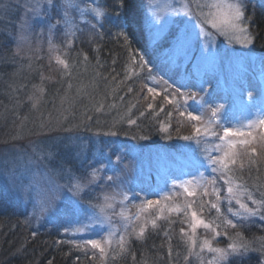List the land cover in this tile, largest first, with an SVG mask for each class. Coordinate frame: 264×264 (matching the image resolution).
Listing matches in <instances>:
<instances>
[{
    "label": "rangeland",
    "instance_id": "374dc122",
    "mask_svg": "<svg viewBox=\"0 0 264 264\" xmlns=\"http://www.w3.org/2000/svg\"><path fill=\"white\" fill-rule=\"evenodd\" d=\"M38 2L40 0H0V6H2L0 7V192L6 199L4 201L11 200L20 204L28 216L27 221L34 228L33 235L45 230V225H47V232L50 233L51 224H61L65 227L63 233L67 235L63 243L69 247L70 252L76 248L90 255L91 264H110L114 257L121 258L125 253L116 255L119 249L113 247L108 249L106 258L101 259V253L98 250L83 246L85 239L100 237L95 232L77 233L75 231L85 220V216L73 215L71 219L75 221L69 225L68 221L71 220L64 215L67 205L63 201H57L54 207L47 208V198L42 194L48 188L49 180L60 184L69 182L68 176L62 172L66 167L71 168L78 177L85 178L90 169L105 164L108 166L99 173V179L85 190L83 195L86 200L90 199L94 204L102 203L105 195L119 191L115 184L104 178L105 175L117 174L121 177L118 183L125 188L140 191L141 197L146 196L151 200L159 199L160 205H154L144 213V216L154 219L162 215L163 218L157 220V225L167 224L163 230L167 233L165 238L174 241L173 247L176 248L174 258L188 256L189 245L186 241L192 235L191 211L185 215L184 211L170 212L169 208L195 201L192 210L196 211L200 218L207 222L215 221V224L221 225L217 229L221 234L214 240L210 230L201 227L196 231L194 251L200 253V258L195 255L189 256V262L209 264L214 254L206 249L200 252L203 240L212 241L214 247L227 248L234 236L228 233L231 228L223 224L224 219L232 220L234 223L242 220L228 211L229 207L233 209V212L239 211V207L234 201L231 205L228 204L227 185L224 184L223 179L219 178V174L211 173L209 169L206 175L209 178L216 176V184L209 185L208 196L197 192L196 196L189 197L182 189H178L171 199L164 200L154 191L158 188H166V183L170 185L173 181L192 179V176L188 175L192 171L189 155L190 149H196V144L178 137L191 136L194 132L193 124L197 122H189L183 117L188 121L186 125L183 123L184 120L180 122L184 126L178 122L172 124L171 119L169 120L165 114L166 122L159 123V132L154 136L141 130L138 125H129L127 120L135 119L132 116L135 107L131 106L133 104L136 106V103L131 104V98L126 91L120 92L119 87L123 85L121 81H117V75L113 71L115 68L113 53L112 56L108 48L102 53L98 47L97 41L103 35V25L95 28V34L89 31L93 23L99 25L106 17L102 21H96L86 15L83 21L78 20L84 31L74 38L66 37L63 27L58 25L50 38L49 24L54 23L61 13L55 6L49 9L45 5L48 14L35 15L33 6ZM59 2L60 0H56V3ZM76 2L81 7H101L100 0H76ZM184 2L185 0H151L147 11V22L152 42L161 40L170 32L174 33L176 26L171 25L161 35H157L149 23L150 19L158 13L162 21L168 16L171 7L180 8ZM202 2L212 3L213 0H202ZM259 2L261 3V0ZM208 10L205 9V11ZM72 15L78 16V13L73 11ZM21 26L30 33L32 48L24 46L19 54H16ZM41 28H44V35L41 34ZM43 40H46L44 46ZM200 40L203 45L204 38L201 37ZM170 42V47L163 51L164 58L159 62L160 66L154 68L149 64L156 79L151 80L147 75L146 84L162 92L160 86L164 80H168L173 90L179 87L181 92H199L211 103L223 105L222 118L240 119L242 109L239 104L233 103V89L246 83L253 96L259 95L260 87L264 86V53L253 51L252 45L242 47L239 43L229 42L222 36H213L210 49L207 45H203L207 59L201 60L198 50L194 57L185 59L183 56L177 57L172 50L173 41ZM126 51L128 54V50ZM208 53L217 54L213 57ZM85 55L88 57L87 61L84 60ZM57 58L66 60L69 67L65 69L58 63ZM145 73H147L146 70ZM198 79L207 82L205 92L210 95H205V92H200L199 87L195 86ZM145 89L147 93V88ZM121 96L124 97L123 101L119 99ZM29 97L39 98L36 107H33L34 101ZM160 97L162 101L158 103L168 104L163 100V92ZM156 102L157 100L154 104ZM180 102L183 105V101ZM101 104L103 109L97 111ZM113 104L116 105L115 108L110 107ZM185 108L194 110L196 105L189 100ZM172 109L176 112L174 106ZM168 123L174 129L169 128L168 132L160 131V125ZM108 131H116L117 135H105ZM169 135L174 144L168 143ZM255 135L256 141L243 147L237 146L243 153L242 160L244 157L249 161L253 159L252 149L255 144L259 148H264V142L259 140L258 130ZM142 136L145 139H141ZM115 146L117 148L114 149ZM123 146H128V150L123 149ZM208 146L211 147V142ZM48 151L53 153L51 158L46 155ZM125 152L128 153L124 154ZM41 153L44 155L42 156ZM117 155L122 157V163L117 162ZM230 168L233 169L237 183L247 188L256 199H264L262 195L264 194V178L242 176L243 171L237 164L230 165ZM213 187L220 189L221 200L218 202L221 208L220 215L211 208L209 203L217 202L212 194ZM25 190L27 196L21 194ZM65 194L71 195L67 192ZM244 202L249 207H255L246 196ZM131 203H139V200ZM131 203L129 210L134 215L137 210L131 207ZM202 203L203 211L200 207ZM164 205L168 207H163ZM121 207L117 204L114 209L117 213L112 217L115 227H121L123 224L118 215ZM256 218L259 220L257 216L245 221L251 222ZM148 228L151 226L149 225ZM182 228L187 232V236L181 234ZM139 240L141 239H137L135 235L130 236L127 248L131 247V243L137 244ZM251 241L258 242L259 239ZM76 244L82 246L77 247ZM19 246V249L14 246L11 250L2 249L0 246V264H6L7 260L13 258L17 259L18 255L24 251L22 245L19 244ZM172 261L169 258L168 263L176 264Z\"/></svg>",
    "mask_w": 264,
    "mask_h": 264
},
{
    "label": "snow or ice",
    "instance_id": "6c2138e0",
    "mask_svg": "<svg viewBox=\"0 0 264 264\" xmlns=\"http://www.w3.org/2000/svg\"><path fill=\"white\" fill-rule=\"evenodd\" d=\"M45 5L49 9L55 6L58 12L61 13L54 23L50 22L49 24L48 32L50 38L54 35V31L58 25L63 27L66 37L74 38L78 36V33L84 31L78 20L83 21L87 15L96 21H102L107 16L103 8L99 6L81 7L76 0H60L59 3H56V0H40V2L33 6L34 14L47 15ZM122 6L121 4L120 7ZM260 7L264 10V0H261ZM247 8L248 0H213L212 3H204L202 0H185L180 8L171 7L168 16L162 21L160 15L156 13L149 23L157 35H161L171 25H175L176 27L172 34V50L177 54V57L183 56L185 59H188L189 57H194L198 50L199 58L204 60L208 56L203 45H207L210 49L213 36H222L229 42L239 43L242 47H249L254 43V37L249 27L252 18L247 15ZM205 9L209 10L205 11ZM73 11L78 13V16H73ZM115 14L120 15L121 13L117 11ZM98 26L102 27V23L99 25L93 23L89 31L95 34L94 30ZM120 35L124 36L125 41L128 40L126 29L123 26L120 27ZM201 37L204 38L203 45L201 44ZM24 46H27L29 49L32 48L31 35L24 26H21L16 54H19L20 49ZM216 54L208 53V55H212L213 57ZM57 59L58 63L62 64L65 69L69 67L66 60ZM84 60H88L86 55L84 56ZM131 63L136 65L138 69L137 75L139 72L147 70L148 77L151 80L156 79L152 74V67H149L150 62L146 60L145 55L133 54ZM125 79H131V75H126ZM206 83L203 79H198L195 86L199 87L200 92H205ZM164 84L165 87L162 90L163 100L173 105L180 117H185L189 122H197L193 124L194 132L191 136L178 137L185 141L194 142L196 149H190L189 155L192 171L188 175H191L192 179H181L179 182L173 181L170 185L166 183V188H158L154 190L155 193L164 200L171 199L178 189H182L189 197L196 196L197 192L208 196L209 185L216 184V176L209 178L206 175L210 169L211 173L219 174V178L223 179L224 184L227 185L226 199L228 204L231 205L234 201L239 207V211L236 212H233V209L229 207V212H232L238 219L259 216V219L264 220V199H256L247 188L237 183L233 175V169L230 168V165H236L243 155L237 146L243 147L256 141V130L260 132L259 140L264 142V86L260 87L258 96H253L252 91L248 89L246 83L235 87L233 89V103L239 104L241 107L242 117L237 120H227L226 117L222 118L223 105L211 103L208 99H205V96L200 95L199 92H181L179 87L173 90L168 80H164ZM144 87L147 88V93L151 96L147 109L152 110L156 98L161 96L162 92L148 84H145ZM132 91L133 88L128 87L127 92L131 93ZM205 95L210 94L205 92ZM245 96L247 97L246 100ZM29 99L34 101L33 107H36L39 103V98L37 97H29ZM119 99L123 101L124 97L121 96ZM143 99L147 100L148 96L143 97ZM181 100L183 101V105L180 102ZM189 100L196 105V109L185 108ZM110 107L115 108L116 105L113 104ZM131 107L134 108L135 104ZM102 109L103 104L96 110L101 111ZM164 111V107L161 106L159 112ZM140 115L143 116L144 112H141ZM166 115L170 120L173 112L169 111ZM127 123L135 125L137 121L129 118ZM169 128H171L170 123L160 125V131L162 132H168ZM105 135L115 136L117 132L108 131ZM168 138L171 139V136L169 135ZM141 139H145V137L142 136ZM210 142L211 147L208 146ZM252 154L253 156L256 154L255 148L252 149ZM41 155L43 156L44 153H41ZM46 155L48 158H51L53 153L48 151ZM116 159L118 163H122V157L117 155ZM109 163H111V160H109ZM249 163L254 165L257 161L250 159ZM107 166L101 164L98 167L90 169L87 174V177L90 178L78 177L71 168L66 167L62 172L68 176L69 182L67 184H60L57 181L49 180L48 188L42 193L47 198V208L54 207L57 201H63L67 205L64 215L69 220H71L73 215L83 214L85 216V220L80 223L75 231L77 233L82 231L95 232L100 237L99 239H85L83 246L98 250L101 253V259L106 258L108 249L113 247L119 249L116 255L126 253L128 251L127 245L130 236L135 235L137 239H143L148 226L150 225L151 228L156 229L158 227L157 220L163 218L162 215H158L154 219L146 218L144 213L153 208L154 205H160L161 201L159 199L151 200L146 196L141 197L140 191L125 188L121 183H118L121 180L119 174L105 175L104 177L107 181L115 184L120 189L119 191L105 195L102 203L94 204L90 199L86 200L83 195L85 190L99 179V173ZM239 167L243 169L244 164L240 163ZM201 169H204V171H201ZM66 192L71 193V195H66ZM21 194L27 196V191L25 190ZM37 194L41 195V193ZM212 194L215 196L217 202H209L210 206L220 215L221 208L218 203L221 200L220 189L213 187ZM245 196L255 205L254 208L249 207L244 202ZM135 200H139V203H131ZM130 203L131 207L137 210L134 215L130 213ZM194 203L195 201L185 202L183 206L177 204L169 208L170 212L180 213L184 211L185 215L188 214V211H191L190 228L192 235L186 241L189 245L188 256H185L186 261L189 256L193 255L200 258V253L194 251L196 247L195 235L198 228L202 227L203 229L210 230L213 233V240L221 234L217 231L221 226L220 224H215V221L207 222L200 218L196 211L192 210ZM117 204L122 206L118 213L120 219L123 221L121 227L113 225L112 217L117 214L114 211ZM163 207H168V205H164ZM200 207L201 211H203V203ZM137 222H139L138 227ZM213 224H215V227H213ZM223 224L233 229L238 227L237 223L229 219H224ZM180 231L183 236L188 235L183 228ZM224 234L227 235V233ZM231 239L232 242L227 248L214 247L212 241L205 239L202 242L200 252L206 249L208 252L214 254L209 264H226L230 257L244 256L249 252H258L261 256H264V238H260L258 242L249 241L241 233L237 232ZM76 246L81 247L82 245L76 244ZM171 255L172 250L169 248V256Z\"/></svg>",
    "mask_w": 264,
    "mask_h": 264
},
{
    "label": "trees",
    "instance_id": "16d2710c",
    "mask_svg": "<svg viewBox=\"0 0 264 264\" xmlns=\"http://www.w3.org/2000/svg\"><path fill=\"white\" fill-rule=\"evenodd\" d=\"M100 2L107 16L102 23L103 35L97 41L98 47L102 53L108 48L111 55L112 53L114 55H112V58L115 65V75H117V81H121L123 85V87H119L121 88L120 92H127L128 87L133 88V91L131 93L127 92V95L131 98V104L136 103L132 115L137 121L135 125L154 136L159 132V123L162 121L163 123L166 122L165 114L172 111L173 106L163 102L158 103V101H162V97L159 96L152 110L145 109V105L148 104L151 97L145 92L146 89L144 87L147 83L148 74L143 71L137 75L138 69L136 65L131 63V57L137 53L145 55L151 66L154 68L159 67L161 64L159 62L164 58L163 51L170 47L173 33L170 32L161 40L152 42L147 22V11L151 0H100ZM121 4L123 5L122 7H120ZM260 5L259 0H248L247 15L252 18L249 27L254 37V43L251 48L255 52L264 53V10L261 9ZM117 11L121 14L116 15L115 12ZM121 26L126 29L127 41H125L124 36L120 35ZM39 30L40 28L38 32ZM44 32V28H41L42 35H44ZM45 42L46 40H43V46ZM126 50H128L129 55ZM128 72L129 74L131 73V79H125ZM160 87L163 90L165 84L163 83ZM145 96H148L147 100L143 99ZM161 106L164 107V112H159ZM141 112H144L143 116L140 115ZM172 112V124L178 122L182 126L183 120V123L187 124L188 121L177 115V112ZM172 129L174 128L172 127ZM172 141L173 139H170L168 143L172 144ZM124 148L128 150L129 147L123 146ZM254 148L256 149V154L252 156L257 163L252 165L248 162V158L244 157L243 160L242 158L238 160L237 165L239 166L240 163L244 164L242 176L264 178V148H259L256 144ZM126 153L128 152L124 154ZM4 200L6 199L0 192V246L2 249L11 250L14 246L19 249L20 244L24 250L22 251L24 256L22 254L18 255L17 259L7 260L6 264H91L92 260L88 253L80 252L76 248L70 252L69 247L64 245L63 242L66 240L67 235L63 233L65 227L61 226V224H51L50 233L47 232V225H45V230L36 232L33 235L34 228L27 221L28 216L20 204L11 200L8 202ZM171 220L174 221L172 218ZM73 221L75 220L71 219V221H68L69 225ZM236 223L238 227L235 229L231 228L228 231L229 234L235 236L239 232L249 241L264 238V220H257L256 218L251 222H247L242 219ZM165 225L167 224H163V226L159 224L156 229L147 228V230L151 231L146 230L143 239L139 240L137 244L131 243L128 251L121 258L115 257L114 260L110 261V264H169V258L173 260L172 263L191 264L189 262L190 259L185 260V256L173 257V254L176 253L174 252L176 248L173 247L174 241L172 239L171 241L165 238L167 234L163 230ZM169 248L172 250L171 256H169ZM226 264H264V256H261L258 252H249L244 256L230 257Z\"/></svg>",
    "mask_w": 264,
    "mask_h": 264
}]
</instances>
